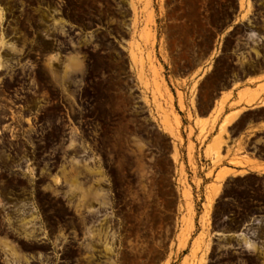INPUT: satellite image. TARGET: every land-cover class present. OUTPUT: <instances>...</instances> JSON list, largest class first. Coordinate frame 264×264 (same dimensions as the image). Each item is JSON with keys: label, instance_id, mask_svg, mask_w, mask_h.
I'll list each match as a JSON object with an SVG mask.
<instances>
[{"label": "rangeland", "instance_id": "obj_1", "mask_svg": "<svg viewBox=\"0 0 264 264\" xmlns=\"http://www.w3.org/2000/svg\"><path fill=\"white\" fill-rule=\"evenodd\" d=\"M59 2L70 9L60 15V33L75 25V52L56 73L45 50L33 80L46 91L45 106L0 133V153L34 154L27 167L13 159L1 182L0 264L5 255L16 264H203L217 209L264 200V176L235 170L218 181L220 168L243 158L244 137L234 154L228 146L224 153L226 124L216 132L223 109L209 119L197 110L200 96L233 72L229 31L218 34L228 29L227 5ZM0 50L7 67L2 36Z\"/></svg>", "mask_w": 264, "mask_h": 264}, {"label": "flooded vegetation", "instance_id": "obj_2", "mask_svg": "<svg viewBox=\"0 0 264 264\" xmlns=\"http://www.w3.org/2000/svg\"><path fill=\"white\" fill-rule=\"evenodd\" d=\"M59 1L3 0L0 37H3L5 52L9 55L5 56L4 65L7 67H0V133L14 121V117H36L45 106L43 96L46 91L33 82L44 68L45 50L50 48L53 51L56 73L60 61L75 52V25L68 24L67 33H60V15L70 14V9H62ZM217 1L220 5H227L224 8L228 29L223 28L218 34L225 29L229 31L227 52L233 69L229 79L261 71L264 74V0H244L245 7L241 6V0ZM48 26L53 29L50 37L46 35ZM11 46L18 51H13ZM85 48L90 52L89 45ZM241 54L247 57L243 64L237 60ZM52 93L58 96V89ZM53 105L58 110V98ZM241 157L246 156L242 154ZM0 158L3 159L0 176H4L0 179V190L5 189L1 188V182L11 175L13 159L26 167L34 162V154L27 153L5 152L0 153ZM37 172L41 174L40 170ZM230 207L226 213L217 209L212 219V243L203 264H264V200L234 201Z\"/></svg>", "mask_w": 264, "mask_h": 264}, {"label": "crops", "instance_id": "obj_3", "mask_svg": "<svg viewBox=\"0 0 264 264\" xmlns=\"http://www.w3.org/2000/svg\"><path fill=\"white\" fill-rule=\"evenodd\" d=\"M193 71L187 76L191 78ZM245 94L257 95L253 102L239 100ZM199 99L198 113L201 118L209 119L215 116L218 110L223 109L216 126V132L226 118H232L227 124L230 138H225L224 147L232 149L231 155L236 152L238 140L244 137V150L241 152L244 165L233 166L237 171L244 170L241 175L257 174L264 176V74L249 73L241 77H232L230 81L212 90L205 91ZM222 106V107H221ZM242 156V155H241ZM251 160V161H250ZM247 161V162H246ZM249 161V162H248Z\"/></svg>", "mask_w": 264, "mask_h": 264}, {"label": "bare ground", "instance_id": "obj_4", "mask_svg": "<svg viewBox=\"0 0 264 264\" xmlns=\"http://www.w3.org/2000/svg\"><path fill=\"white\" fill-rule=\"evenodd\" d=\"M239 100H244L245 99V96L244 95H240L239 96ZM257 98V95L256 94H253V95H251V96H247V98H246V102L248 103H250V102H253L255 99ZM222 107V106H221ZM232 118L230 117H228V118H226L225 119V121H224V123L223 124H227L230 120H231ZM240 159V158H239ZM251 161V160H250ZM233 163H235V164H237V165H244V161L243 160H234V161H232ZM247 162V161H246ZM249 162V161H248ZM221 170H220V172H219V170H218V176H217V179H218V181H222V180H224V178L226 177V176H228L229 174L231 175V173L232 172H234L236 169L235 168H233V167H230V166H223V168H220ZM237 171V170H236ZM244 170H241L240 172H243ZM235 173V172H234ZM215 179V178H214ZM213 183V182H212ZM217 183V182H216ZM219 184H220V182H219ZM215 190H214V188H212V193L208 196V199H210V200H212V198H213V196H214V194H215ZM216 195V194H215Z\"/></svg>", "mask_w": 264, "mask_h": 264}, {"label": "built area", "instance_id": "obj_5", "mask_svg": "<svg viewBox=\"0 0 264 264\" xmlns=\"http://www.w3.org/2000/svg\"><path fill=\"white\" fill-rule=\"evenodd\" d=\"M185 158H187V154L185 155ZM185 171L186 173H191V170L188 167H186ZM18 261H19L18 259L16 260L14 257L9 255L8 256L5 255V257L1 259L2 264H16Z\"/></svg>", "mask_w": 264, "mask_h": 264}]
</instances>
